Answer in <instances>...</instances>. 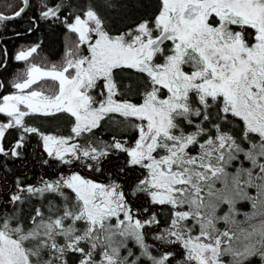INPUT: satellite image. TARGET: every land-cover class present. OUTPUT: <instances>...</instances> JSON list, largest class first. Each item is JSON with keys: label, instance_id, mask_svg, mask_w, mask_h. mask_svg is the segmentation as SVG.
Returning <instances> with one entry per match:
<instances>
[{"label": "snow or ice", "instance_id": "1", "mask_svg": "<svg viewBox=\"0 0 264 264\" xmlns=\"http://www.w3.org/2000/svg\"><path fill=\"white\" fill-rule=\"evenodd\" d=\"M0 264H264V0L0 12Z\"/></svg>", "mask_w": 264, "mask_h": 264}, {"label": "trees", "instance_id": "2", "mask_svg": "<svg viewBox=\"0 0 264 264\" xmlns=\"http://www.w3.org/2000/svg\"><path fill=\"white\" fill-rule=\"evenodd\" d=\"M150 2H154V0H150ZM18 3V0H0V12H7L9 11V7ZM151 12V9H150ZM29 16L32 15L31 12L28 14ZM13 26L16 30H22L23 28L27 27V23L25 21L13 22ZM8 40V47L9 50H15L16 44H19L21 48H27L30 45L22 43L21 41H16L15 39H9L8 37L5 38ZM26 39L30 41H40L41 47L37 54H34L32 61L36 64H47L52 63L53 61L59 60L64 53V48L66 44L71 42L73 39L72 34L66 33L63 27L61 26H54V27H47L42 26V30L39 32H35L31 37H27ZM27 65L25 64H17V63H10L8 72L11 74H15L17 72H22L26 69ZM81 172L82 175L93 178V179H102L99 177L98 174H92L87 169H77ZM31 175V173H29ZM241 215L237 216L238 220H243L244 215L243 213L247 212L250 213L252 211L250 205L248 203H241L239 205ZM223 228V225H220Z\"/></svg>", "mask_w": 264, "mask_h": 264}, {"label": "rangeland", "instance_id": "3", "mask_svg": "<svg viewBox=\"0 0 264 264\" xmlns=\"http://www.w3.org/2000/svg\"><path fill=\"white\" fill-rule=\"evenodd\" d=\"M71 42H69L68 44H66V46H65V48H64V53H63V56L59 59V60H57V61H53L52 63H47V64H39V65H42V66H45V65H47V66H50V65H52V64H59V63H61L62 61H63V59H64V56H65V54H66V50H67V47H68V45L70 44ZM34 57V56H33ZM32 57V58H33ZM31 58V59H32ZM33 62V61H32ZM34 63V62H33Z\"/></svg>", "mask_w": 264, "mask_h": 264}]
</instances>
